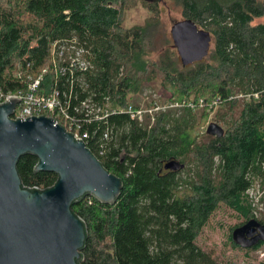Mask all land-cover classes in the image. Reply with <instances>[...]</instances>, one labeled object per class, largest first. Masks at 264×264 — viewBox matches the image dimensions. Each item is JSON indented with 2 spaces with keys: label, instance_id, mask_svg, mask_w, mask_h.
<instances>
[{
  "label": "trees",
  "instance_id": "obj_1",
  "mask_svg": "<svg viewBox=\"0 0 264 264\" xmlns=\"http://www.w3.org/2000/svg\"><path fill=\"white\" fill-rule=\"evenodd\" d=\"M174 1L183 18L212 37L208 54L186 66L150 24L122 26L126 0H0V91L21 89L28 74H42L39 91L56 90L87 131L86 146L122 180L112 204L92 196L71 204L86 228L80 264H228L197 240L212 214L227 207L244 223H264L246 193L257 182L264 186V23H254L264 0ZM56 42L83 47L87 69L65 51L58 72L50 54ZM157 79L167 100L219 98L203 131L205 108L167 110L147 126L119 110L94 118L81 105L124 106L129 93ZM172 159L182 166L164 169ZM36 162L32 154L18 159L22 185H54L56 173L35 172ZM234 228L232 246L254 250L264 243L242 247Z\"/></svg>",
  "mask_w": 264,
  "mask_h": 264
},
{
  "label": "water",
  "instance_id": "obj_2",
  "mask_svg": "<svg viewBox=\"0 0 264 264\" xmlns=\"http://www.w3.org/2000/svg\"><path fill=\"white\" fill-rule=\"evenodd\" d=\"M170 35L183 66L203 59L211 47L209 32L189 18L175 21ZM17 103L12 97L0 104V264H80L86 228L71 204L84 196L112 204L122 180L53 118H11ZM25 154L37 157L35 172L56 173L54 185H22L16 164ZM181 166L174 159L163 165L171 171ZM232 237L240 246L251 247L264 241V224L249 220L234 229Z\"/></svg>",
  "mask_w": 264,
  "mask_h": 264
},
{
  "label": "rangeland",
  "instance_id": "obj_3",
  "mask_svg": "<svg viewBox=\"0 0 264 264\" xmlns=\"http://www.w3.org/2000/svg\"><path fill=\"white\" fill-rule=\"evenodd\" d=\"M126 5L128 7L124 11L122 22L124 28L150 24L149 28H154L156 36L161 40L166 37L168 43L176 51L170 35V28L175 21L181 20L183 17L180 7L174 0H126ZM254 23H264V15L256 18ZM127 98L131 104L139 105H148L154 101L165 105L169 102L178 101L167 100L168 91L160 86L158 79L152 81L150 85L146 83L135 93H129ZM208 103L212 104V100H209ZM218 105L212 104L211 108H205L209 114H207L199 131H203L207 123L213 120L214 111ZM181 108L184 107H170L168 110H180ZM150 122L152 121L150 120ZM249 196L256 203L253 207V213L257 218L264 220V186L257 182L250 190ZM241 221L242 218L234 210L220 207L203 226L197 240L203 249L211 251L213 256L223 263L264 264V261L259 258L260 251H264V244L254 250H246L231 245L229 240L231 229ZM258 261L260 262L258 263Z\"/></svg>",
  "mask_w": 264,
  "mask_h": 264
},
{
  "label": "built area",
  "instance_id": "obj_4",
  "mask_svg": "<svg viewBox=\"0 0 264 264\" xmlns=\"http://www.w3.org/2000/svg\"><path fill=\"white\" fill-rule=\"evenodd\" d=\"M65 51H70L68 57L69 61L76 64L80 69L84 70L90 65V61L86 58V50L83 47H78L72 45L70 48H65L63 45H57L52 43L50 46L51 54V63L52 66L59 72L62 71L63 66H60L58 60L64 55ZM45 69L43 70V72ZM16 77H20L19 73H16ZM43 75L39 74L37 77H34L28 74L24 79L25 86L21 89H18L13 92L4 93L0 91V104L9 100L12 97L18 99L13 115L11 118H19L22 120L38 117L41 115L51 117L55 122L60 123L65 127V129L73 134L75 138L81 139L84 141V138L87 137V131L81 127L79 121L75 118L74 115L69 113L67 108H65L58 97L56 90L49 93H42L39 91L40 82ZM256 98L257 94H253ZM114 104V105H113ZM212 104H219V98L212 100ZM212 104H209L203 98L198 100H189L182 99L175 102H169L168 104L162 105L160 102L154 101L148 103V105H134L130 102L124 106H118L115 103L106 101L101 106L95 103L88 104V102L83 101L82 106L89 107V114L91 113L94 118H102L106 116L109 112L113 111H125L128 113L131 119L138 121L142 125L151 126L155 121L156 115L159 113L166 112L170 107H190L193 109L196 108H206L209 109L212 107ZM150 120L152 122H150ZM252 189H248L246 193L251 201L252 206L256 204L255 201L249 196V192ZM255 215V214H254ZM259 258L264 261V251H260ZM260 261H258L259 263Z\"/></svg>",
  "mask_w": 264,
  "mask_h": 264
},
{
  "label": "flooded vegetation",
  "instance_id": "obj_5",
  "mask_svg": "<svg viewBox=\"0 0 264 264\" xmlns=\"http://www.w3.org/2000/svg\"><path fill=\"white\" fill-rule=\"evenodd\" d=\"M259 225H263L264 223H261V222H258V221H256ZM247 223V222H246ZM246 223H244L243 221H241L240 223H238L237 225H235V228L234 229H236V228H238V227H242V226H244ZM260 233V231H258L255 235H257V234H259ZM246 240L247 239H245V242H246ZM260 242H264L263 240H258L257 241V243L256 244H258V243H260ZM255 244V245H256ZM264 244V243H263ZM254 246V245H253ZM252 247V246H251Z\"/></svg>",
  "mask_w": 264,
  "mask_h": 264
}]
</instances>
